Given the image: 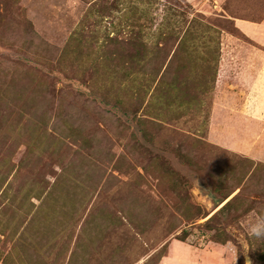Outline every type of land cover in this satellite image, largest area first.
Instances as JSON below:
<instances>
[{"label": "rangeland", "instance_id": "rangeland-1", "mask_svg": "<svg viewBox=\"0 0 264 264\" xmlns=\"http://www.w3.org/2000/svg\"><path fill=\"white\" fill-rule=\"evenodd\" d=\"M233 18L264 0H0V264H264V37Z\"/></svg>", "mask_w": 264, "mask_h": 264}, {"label": "crops", "instance_id": "crops-1", "mask_svg": "<svg viewBox=\"0 0 264 264\" xmlns=\"http://www.w3.org/2000/svg\"><path fill=\"white\" fill-rule=\"evenodd\" d=\"M235 25L241 30L242 33H244L246 36L260 40V37H264V18L260 20L259 22H254L246 19H241V18H233ZM262 41V40H261ZM260 57L264 58V55H260ZM246 67H250L253 63L252 60H246ZM255 66H257V61L254 60ZM249 73H246L247 75ZM246 80H248L249 77L245 76L244 77ZM250 98L256 100V96L258 95L257 100H262L263 99V93L264 91L260 90H254L253 87H250ZM258 108H252L251 111H258ZM260 111V110H259Z\"/></svg>", "mask_w": 264, "mask_h": 264}, {"label": "clouds", "instance_id": "clouds-1", "mask_svg": "<svg viewBox=\"0 0 264 264\" xmlns=\"http://www.w3.org/2000/svg\"><path fill=\"white\" fill-rule=\"evenodd\" d=\"M248 231L250 236L257 239H264V217H258L255 222L250 223ZM236 260L237 257L234 264H236ZM245 264H252V261L246 258Z\"/></svg>", "mask_w": 264, "mask_h": 264}]
</instances>
